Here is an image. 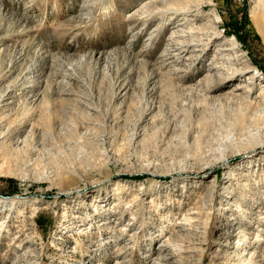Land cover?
Returning <instances> with one entry per match:
<instances>
[{
  "label": "rangeland",
  "instance_id": "obj_1",
  "mask_svg": "<svg viewBox=\"0 0 264 264\" xmlns=\"http://www.w3.org/2000/svg\"><path fill=\"white\" fill-rule=\"evenodd\" d=\"M263 4L0 0V264H264Z\"/></svg>",
  "mask_w": 264,
  "mask_h": 264
},
{
  "label": "bare ground",
  "instance_id": "obj_2",
  "mask_svg": "<svg viewBox=\"0 0 264 264\" xmlns=\"http://www.w3.org/2000/svg\"><path fill=\"white\" fill-rule=\"evenodd\" d=\"M185 4V3H184ZM175 5H176V3H175ZM190 6V5H189ZM183 8H185V7H183ZM190 8H192L191 6H190ZM263 8H264V4H263ZM192 10H190V9H187V10H184L183 11V13H186V14H188V13H190ZM259 11V10H258ZM263 11H264V9H263ZM258 14V13H257ZM261 15H263V13H260ZM187 16V15H186ZM254 17H256V14L254 15ZM264 18V17H263ZM262 18V19H263ZM191 26V25H190ZM193 26V25H192ZM190 29H192V27H190L189 28V30ZM175 31V30H174ZM176 32V31H175ZM173 35L174 34H172V37H173ZM174 37H176V36H174ZM177 40V39H176ZM203 40V39H202ZM236 43H233V45H235ZM185 47V46H184ZM234 69V68H233ZM244 87H247V86H245V85H238V87H237V89H239V90H241V89H243ZM248 90L246 91V94H245V96H243V95H236V94H234L235 96H238L239 97V101L241 102V103H244V102H248L249 103V101H248V97H250V93L252 92V88L251 87H248L247 88ZM238 91V90H237ZM260 96H262V98L264 99V88H261V91H260ZM121 192L122 191H124V190H120ZM120 192V193H121ZM122 194V193H121ZM121 199V198H120ZM136 199V198H135ZM117 205H119V204H115V207L117 206ZM130 205V204H129ZM97 207H98V205H96ZM98 210V209H97ZM97 210H95V211H97ZM132 215H134V213H132ZM185 220H187V222H189V221H191V218L190 217H186L185 218ZM179 224V223H178ZM173 226H175V228L176 227H178L177 225H173ZM172 226V227H173ZM258 239H260L259 241H264V234L262 233V234H258ZM257 241V240H256ZM162 242H166V243H168V244H171L172 243V240L169 238V240L167 241V240H165V241H162ZM164 246V245H163Z\"/></svg>",
  "mask_w": 264,
  "mask_h": 264
},
{
  "label": "trees",
  "instance_id": "obj_3",
  "mask_svg": "<svg viewBox=\"0 0 264 264\" xmlns=\"http://www.w3.org/2000/svg\"><path fill=\"white\" fill-rule=\"evenodd\" d=\"M39 222H40L41 226H44V222L43 221L39 220Z\"/></svg>",
  "mask_w": 264,
  "mask_h": 264
}]
</instances>
